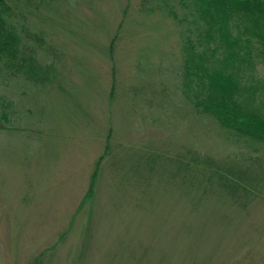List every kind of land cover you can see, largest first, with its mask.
Wrapping results in <instances>:
<instances>
[{
  "label": "rangeland",
  "instance_id": "1",
  "mask_svg": "<svg viewBox=\"0 0 264 264\" xmlns=\"http://www.w3.org/2000/svg\"><path fill=\"white\" fill-rule=\"evenodd\" d=\"M166 1L186 12L181 0L14 4L59 76L39 92L0 72V264H264V192L247 206L202 198L160 169L191 149L264 160L262 141L186 98L182 24L144 7ZM256 77L263 87L264 59ZM150 157L160 175L146 182L131 167Z\"/></svg>",
  "mask_w": 264,
  "mask_h": 264
},
{
  "label": "trees",
  "instance_id": "2",
  "mask_svg": "<svg viewBox=\"0 0 264 264\" xmlns=\"http://www.w3.org/2000/svg\"><path fill=\"white\" fill-rule=\"evenodd\" d=\"M36 1L0 0V72L45 92L59 76L55 49L41 48L43 36L35 38L39 44L31 43L32 30L20 29L14 19L15 3ZM181 1L186 8L181 16L168 1L144 7L165 11L182 24L183 93L198 114L212 115L231 133L264 143V86L256 77L264 59V0ZM190 152H185L188 159L185 154L174 157V167H160L178 186H195L202 198L221 194L239 206L263 195L264 160H225L196 149ZM146 163L150 167H131V171L149 182L160 175L159 167H153L155 157Z\"/></svg>",
  "mask_w": 264,
  "mask_h": 264
}]
</instances>
